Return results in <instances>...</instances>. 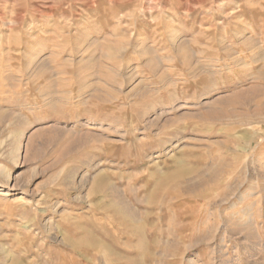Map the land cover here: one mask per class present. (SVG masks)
Wrapping results in <instances>:
<instances>
[{
	"label": "rangeland",
	"instance_id": "obj_1",
	"mask_svg": "<svg viewBox=\"0 0 264 264\" xmlns=\"http://www.w3.org/2000/svg\"><path fill=\"white\" fill-rule=\"evenodd\" d=\"M0 264H264V0H0Z\"/></svg>",
	"mask_w": 264,
	"mask_h": 264
},
{
	"label": "bare ground",
	"instance_id": "obj_2",
	"mask_svg": "<svg viewBox=\"0 0 264 264\" xmlns=\"http://www.w3.org/2000/svg\"><path fill=\"white\" fill-rule=\"evenodd\" d=\"M101 178V177H100ZM103 178V177H102ZM176 179V178H175ZM102 186H104L105 188H109L110 190H112V192L114 193V194H118L119 193V191H118V189L117 188H113L112 187V185L111 184H109L104 178L103 179H101V180H99L98 181V183L95 185V187H94V189H93V192L94 193H98V192H100V190H101V187ZM178 186V185H177ZM176 187V186H175ZM179 187V186H178ZM167 193H169V191L167 192ZM122 202V201H121ZM125 203V202H124ZM123 202H122V204H124ZM126 206H127V204H125ZM124 206V205H123ZM125 207V206H124ZM128 207H129V205H128ZM129 209H131V208H129ZM128 209V211H131V210H129ZM118 211V212H117ZM120 211L122 212V214H121V216L123 217L124 216V212H123V210H121V209H118V210H116V212L119 214V216H120ZM130 213V212H129ZM131 213L134 215V211H131ZM121 218V217H120ZM121 219H123L124 220V218H121ZM133 222V221H132ZM134 225V224H133ZM131 227V226H130ZM129 227V228H130ZM135 227V226H134ZM134 227H132V228H130V229H132V231H134V233L136 234V230L135 229H137V228H134ZM131 231V230H130ZM131 231V232H132Z\"/></svg>",
	"mask_w": 264,
	"mask_h": 264
}]
</instances>
